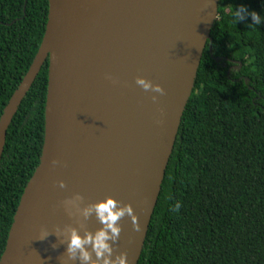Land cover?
Wrapping results in <instances>:
<instances>
[{"label": "water", "instance_id": "95a60500", "mask_svg": "<svg viewBox=\"0 0 264 264\" xmlns=\"http://www.w3.org/2000/svg\"><path fill=\"white\" fill-rule=\"evenodd\" d=\"M218 5L48 0L42 42L0 117L1 161L7 129L48 61L41 157L0 264H80L66 253L71 230L81 236L98 230L95 215L85 219L82 209L107 197L130 205L135 217L119 221L113 258L126 253L128 264H138ZM137 77L164 89L158 103L151 100L154 93L135 84ZM52 160L61 163L52 167ZM77 194L83 197L78 207L60 206ZM42 230L48 232L43 241Z\"/></svg>", "mask_w": 264, "mask_h": 264}, {"label": "trees", "instance_id": "16d2710c", "mask_svg": "<svg viewBox=\"0 0 264 264\" xmlns=\"http://www.w3.org/2000/svg\"><path fill=\"white\" fill-rule=\"evenodd\" d=\"M244 6L260 14L253 25ZM48 0H0V117L42 42ZM138 264H264V0H219ZM234 67V69H230ZM48 61L6 133L0 257L39 164Z\"/></svg>", "mask_w": 264, "mask_h": 264}, {"label": "clouds", "instance_id": "9594fccd", "mask_svg": "<svg viewBox=\"0 0 264 264\" xmlns=\"http://www.w3.org/2000/svg\"><path fill=\"white\" fill-rule=\"evenodd\" d=\"M247 16L251 17L253 25L261 24V17L255 11H249L244 6H240L238 10H235L234 20L236 23L242 22ZM106 80H109L113 85L118 84L111 75L105 76ZM135 84L141 87L145 92L154 93L151 96V100L154 104L158 103V96L165 94L164 89L159 85H154L151 81L144 78L137 77ZM158 94V95H155ZM61 162L58 160H52L50 162L52 167H56ZM61 189L66 185L63 181L59 182ZM83 197L80 195H74L70 199H66L61 202V207L67 210L71 207H78L82 202ZM82 215L85 219L95 215L96 220L101 227L94 233H85L81 236L76 229H72L70 237L67 242L66 253L69 260H79L80 264H128L126 253H121L113 258V245L118 241L121 232L119 221L125 216L133 218V209L130 205H120V202L114 200L111 197H107L102 201L93 203L88 207L82 209ZM134 229L139 231V226L134 222ZM48 232L41 231V241L47 239Z\"/></svg>", "mask_w": 264, "mask_h": 264}, {"label": "flooded vegetation", "instance_id": "af4514ba", "mask_svg": "<svg viewBox=\"0 0 264 264\" xmlns=\"http://www.w3.org/2000/svg\"><path fill=\"white\" fill-rule=\"evenodd\" d=\"M230 69H234V67H230Z\"/></svg>", "mask_w": 264, "mask_h": 264}]
</instances>
